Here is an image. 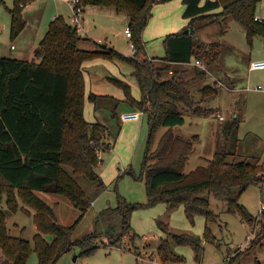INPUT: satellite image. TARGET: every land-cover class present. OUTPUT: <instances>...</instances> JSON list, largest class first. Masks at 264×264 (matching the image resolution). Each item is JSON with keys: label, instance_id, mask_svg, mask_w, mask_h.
<instances>
[{"label": "trees", "instance_id": "trees-1", "mask_svg": "<svg viewBox=\"0 0 264 264\" xmlns=\"http://www.w3.org/2000/svg\"><path fill=\"white\" fill-rule=\"evenodd\" d=\"M33 1L16 0L15 7L10 9L13 37L25 29L23 8ZM260 1L183 0L184 17L189 19L187 29L167 35L165 56L158 60L148 58L142 40L156 0H80L84 10L104 7L127 15L134 56L127 57L106 45L101 51L80 49V41L87 39L60 16L50 23L34 59L0 57V264H28L33 251L39 264H57L74 247H79L85 255L94 253L100 246L121 248L126 238H136L131 225L133 213L160 203L167 206L168 214L184 207L192 224L197 216L204 217L206 241L214 243L209 226L216 223L219 216L212 209L209 195L226 202L227 212L238 213L249 226L259 222L240 199L252 184L262 183L264 159L262 163L239 160L227 148L186 172L197 137L186 138L177 134L174 127L185 124L186 113L210 114L213 109L204 103L219 94L216 84L206 85L200 90L201 100L198 101L189 89L191 83L206 77L203 68L218 63L221 57V43L206 46L198 39L197 31L211 24L226 26L236 21L249 37L264 36V20H256ZM95 58L129 63L141 89L142 97L137 100L127 82L111 77L123 90L124 99L95 93H90L88 98L95 113L100 104L108 100L126 103L133 111L147 115L150 133L140 176L147 186V201L132 203L119 197L116 207H108L96 215L91 233L74 240L80 220L94 198L106 189L98 167L103 150L113 146L111 128L101 121L89 122L84 114L83 64ZM192 60H200L204 67L184 66ZM118 108L111 115L119 126L114 139L122 126ZM239 125V118L234 117L224 127V132L232 137L237 134ZM160 127L167 130L157 136ZM250 138L257 146L258 137ZM80 177L94 186L93 195L81 186ZM38 192L68 198L78 210V218L73 224H60L54 208L38 196ZM4 203L12 213L19 210L20 204L35 210L37 233L33 245L23 237L10 234ZM22 209L29 213L24 206ZM157 224L167 236L157 246L159 264H186L185 258L175 251L176 244L191 246L195 260L200 259L204 249L201 237L177 233L166 220L159 219ZM47 235L52 236L51 241L46 239ZM263 240L264 235L261 241L251 239L247 251L255 250ZM239 257V254L231 255L228 259L236 262Z\"/></svg>", "mask_w": 264, "mask_h": 264}, {"label": "rangeland", "instance_id": "rangeland-1", "mask_svg": "<svg viewBox=\"0 0 264 264\" xmlns=\"http://www.w3.org/2000/svg\"><path fill=\"white\" fill-rule=\"evenodd\" d=\"M67 1L34 0L23 15L27 23L25 29L13 37L10 9L15 7L16 0H0V57L25 59V53L30 44L38 45L45 38L50 23L55 20L54 16H62L68 23L72 22L73 15L69 11ZM185 9L183 0H156L152 7L153 16L142 33V40L149 58L162 59L165 56L164 40L167 35L180 33L187 29L189 19L184 17ZM33 10L40 11L42 16L41 21L35 27V22L29 21L28 18ZM100 10L96 16L87 15L90 20L86 28L87 32L97 43L83 40L80 41L79 48L87 51H101L104 45H108L127 57L134 56L131 47L133 40L124 33L129 24L127 15L119 12V15L114 13L107 18V13ZM256 17L264 20V0L258 3ZM197 37L206 46L221 43V57L218 63L208 68L205 66L203 70H206V77L191 83L189 89L194 99L198 101L201 100L200 90L206 85L216 84L219 94L204 103L207 108L213 109L210 114L186 113L185 124L174 127L177 134L186 138L197 137L195 151L185 171L195 169L197 165L205 163V159H211L215 152L227 148L233 151L239 160L247 159L262 163L264 159V70H253L251 64L264 61V36L255 34L249 37L240 23L230 21L226 26L215 23L202 28L197 31ZM13 45L14 50L11 48ZM95 59H102L107 67L106 70L124 74L125 78L117 76H112V78L127 82L132 89L133 97L137 100L141 99L142 92L129 63L107 58ZM194 61L184 66H195ZM110 78L108 77L105 84L102 80H93V83L97 82L99 86L94 85L92 91H90L89 79L84 78L86 96L89 92L103 91V94L115 97L120 95L117 98L124 99L123 90ZM259 86L262 90H257ZM100 106L98 112L93 115L92 107L87 104L86 97L85 118L90 122L94 121L95 116L96 121H101L111 128L110 138L113 146L103 150L102 161L98 167V173L106 189L94 198L88 212L80 220L73 236L74 240L91 233L96 215L108 207H116L119 197L132 203L147 201V186L140 176L150 133L148 117L143 113L140 121L122 122L120 128L122 132L119 138L114 139L119 126L117 120L111 118L113 111L118 107L121 113L132 109L126 103L108 100L102 102ZM220 116L224 117L223 121L220 120ZM234 117L239 118L240 125L237 134L229 137L224 132V127L232 122ZM165 130L167 128H158L157 136ZM253 134L260 140L257 146L250 138L254 136ZM247 136L250 137L245 140ZM238 138L241 141H237ZM78 181L89 194L93 193L94 186L85 178L80 177ZM36 194L54 208L60 224L70 225L78 218L79 212L68 198L40 192ZM208 197L212 209L219 216L216 223L209 226L210 236H213L211 237L214 243L206 241L204 217L197 216L192 224L182 207L168 214L167 206L160 203L133 213L131 225L136 238H132L133 236L126 238L121 248L100 246L94 253L85 255L79 247H74L66 252L57 264H137L139 261L143 264H159L157 249L153 247L167 238V236L164 238L165 233L157 224L159 219L168 221L169 226L177 233H190L201 237L204 241V249L198 261L195 260V253L191 246L174 245L175 251L185 258L186 264H255L258 261L264 264V240L262 245L255 250L247 251L251 239L261 241L264 235V210L261 212L262 205H264V179L261 184H252L240 199V203L259 219L253 227L242 222L238 213L227 212L226 202L218 201L212 195ZM23 206L29 210V213L22 209ZM4 212L10 234L23 237L33 245L34 236L37 233L35 210L20 204L19 210L12 213L4 203ZM144 237L158 239L150 243L151 239L146 240L143 239ZM46 239L51 241L52 236L47 235ZM149 249H153L156 262H152L151 254L153 253ZM238 254L240 255L238 261H229L228 258L231 255L237 256ZM28 264H39L35 251L31 253Z\"/></svg>", "mask_w": 264, "mask_h": 264}, {"label": "crops", "instance_id": "crops-1", "mask_svg": "<svg viewBox=\"0 0 264 264\" xmlns=\"http://www.w3.org/2000/svg\"><path fill=\"white\" fill-rule=\"evenodd\" d=\"M70 1L71 0H68L67 1V5H69L68 7H69V11H71V13H72V8L70 7L71 6V3H70ZM31 4L32 3H30V4H28V5H26L24 8H23V15L26 13V10L31 6ZM100 9H104V10H100ZM98 10H100V11H105L106 13H107V18H109L110 16H112V14H114V13H117V15H119L120 13L119 12H117L116 10H114V9H110V8H104V7H87V8H85V10H84V16H83V20H82V22H83V25H82V29L81 30H79V33H80V35L83 37V38H86L87 40H90L91 42H96L97 43V41H95L91 36H90V34L87 32V25L89 24L88 22H90V20H89V18L87 17V15L88 14H92L91 16H96V13L98 12ZM109 10H111V11H109ZM32 13H33V15H32ZM119 13V14H118ZM30 14V17H28L29 18V21H31V20H33V22H35V24H34V27L37 25V24H39V22L41 21V18H42V16H41V13H40V11H38V10H33L32 12H30L29 13ZM36 17V18H35ZM56 17H58V16H54V18H56ZM38 19H39V21H38ZM71 23V22H70ZM29 26V25H28ZM128 27V26H127ZM126 27V28H127ZM109 28V27H108ZM108 28H106V29H108ZM126 28H125V30H124V33L126 34ZM48 30V29H47ZM46 33H47V31H46ZM127 36V35H126ZM128 37V36H127ZM40 44V43H39ZM39 44L37 45V44H30V47L28 48V50L26 51V53H25V59H22V60H31V59H33L34 57H35V55H36V52H37V47L39 46ZM14 46V45H13ZM13 46L11 47L12 49H13ZM107 47H109V48H112V47H110V46H108V45H106ZM15 49V48H14ZM13 49V50H14ZM24 58V57H23ZM31 58V59H30ZM148 58H149V56H148ZM100 68H103V69H100ZM105 68H107L106 66H105V62L102 60V59H93V60H90V61H87V62H85L84 64H83V74H84V78L86 79H89V81H90V91H92L93 90V86L95 85V86H99V84L97 83V82H94L93 83V80H102V81H104L103 82V84H105L106 83V81H107V79H108V77H112V76H117V77H122V78H125V75L124 74H118L116 71L115 72H113V71H110V70H106ZM121 75V76H120ZM126 80H127V78H126ZM85 83H86V80H85ZM103 84H101V85H103ZM96 90V89H95ZM90 93L91 92H89L88 93V95L86 96L87 97V104H90L91 105V107H92V110H93V115H94V105L89 101V95H90ZM95 94H99V95H108V94H103V91H100V92H96ZM108 96H111L112 98L114 97V98H116V99H119V100H121L120 99V97H118L117 98V96H120V95H117L116 97L115 96H112V95H108ZM127 112H137V111H133V110H131V111H127ZM122 113H125V112H122ZM121 112H120V115L122 114ZM96 121V117L94 116V121H90V122H95ZM138 121H140V120H138ZM121 132H122V130L120 131V133L118 134V136H117V138H119V136H120V134H121ZM183 208V210H184V207H182ZM184 213H185V210H184ZM164 238H166V235L164 234ZM164 238H161V239H164ZM143 239H146V240H149V239H151V241H150V243H152L153 242V240H155V241H157V239L158 238H155V237H152V238H150V237H144ZM140 241V240H139ZM138 242V241H137ZM148 243V242H147ZM134 244H135V241H134ZM149 244V243H148ZM157 246H158V244L155 246V247H153V249H157ZM153 249H149L150 251H151V253H153V254H151V256L153 257V260H152V262H156L155 261V254H154V252L152 251ZM151 262V263H152Z\"/></svg>", "mask_w": 264, "mask_h": 264}, {"label": "built area", "instance_id": "built-area-1", "mask_svg": "<svg viewBox=\"0 0 264 264\" xmlns=\"http://www.w3.org/2000/svg\"><path fill=\"white\" fill-rule=\"evenodd\" d=\"M21 6H23V4H21ZM71 8H72V25L75 26L78 31L81 30L82 27V20H83V16H84V9L82 7V5L80 4V0H71ZM256 20H260L259 18L256 17ZM126 35L128 37H131V30L129 27L126 28ZM132 47V51L135 52V49L133 47V45H131ZM14 49V46H13ZM194 65L203 68V63L200 60H196L194 62ZM251 69L253 70H264V61H257V62H253L251 64ZM257 90H262V87L259 86L257 88ZM143 115V112H125L122 113L120 115V120L122 122H131V121H138L141 119ZM220 120L223 121L224 117L220 116ZM264 210V205H262V209L261 212H263ZM251 238V237H250Z\"/></svg>", "mask_w": 264, "mask_h": 264}, {"label": "water", "instance_id": "water-1", "mask_svg": "<svg viewBox=\"0 0 264 264\" xmlns=\"http://www.w3.org/2000/svg\"><path fill=\"white\" fill-rule=\"evenodd\" d=\"M186 32H188V31H186Z\"/></svg>", "mask_w": 264, "mask_h": 264}]
</instances>
